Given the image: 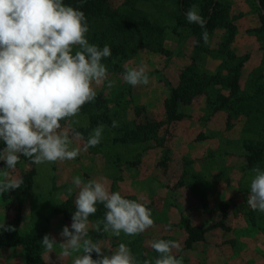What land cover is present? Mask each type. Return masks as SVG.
Instances as JSON below:
<instances>
[{
  "label": "rangeland",
  "instance_id": "1",
  "mask_svg": "<svg viewBox=\"0 0 264 264\" xmlns=\"http://www.w3.org/2000/svg\"><path fill=\"white\" fill-rule=\"evenodd\" d=\"M207 1L196 4L200 15V4ZM214 1L234 29L228 44V25L208 31L205 44L203 31L192 29L171 0H92L85 14L86 38L100 48L109 45L111 56L101 61L107 78L92 85L95 100L72 119L79 121L73 127L84 140L98 125H105L101 142L85 151L84 141L73 139L70 148H80V155L54 164L35 165L20 156L15 169L8 171L10 178L23 183L0 195V225L11 224L19 234L33 236L45 264H71L72 257L62 258L58 245L63 242L62 228L71 230L79 191L71 183L75 176L102 182L110 192L151 209L153 227L135 237H113L95 231L106 211L97 204L88 235L103 255L110 256L125 243L138 261L153 259L157 253L151 241L165 238L179 245L172 254L182 257L183 264H264V213L247 204L252 174L245 160L246 146L264 149V32L259 19L264 11L258 0ZM224 44L225 50L218 52ZM245 55L240 91L230 96L222 84L233 71L231 57ZM113 66L123 71H112ZM188 66L214 82L179 108V121H167V83L177 85ZM140 67L149 84L125 83V71ZM219 95L233 111H212ZM113 120L118 127H111ZM66 123L61 121L62 128ZM4 147L0 141V150ZM257 165L264 169V153ZM3 170L6 164L0 161ZM183 220L203 229L202 240L189 249H183ZM4 232L0 228V234ZM46 234L56 239L51 253L40 244ZM92 258L98 257L92 253ZM0 264H25L24 248L1 250Z\"/></svg>",
  "mask_w": 264,
  "mask_h": 264
},
{
  "label": "clouds",
  "instance_id": "2",
  "mask_svg": "<svg viewBox=\"0 0 264 264\" xmlns=\"http://www.w3.org/2000/svg\"><path fill=\"white\" fill-rule=\"evenodd\" d=\"M189 24L202 29L206 20L199 8L192 5L185 13ZM83 11L65 5L63 0H0V161L6 170L0 171V195L15 190L22 179H12L8 170H14L20 156L32 164H54L75 160L80 148H70L73 139L84 141V150L100 144L105 125L92 130L87 140L73 127L81 108L93 102L96 91L93 84L107 78V68L101 62L111 56L110 46L103 48L90 44ZM201 39L208 43V32ZM125 83L132 87L148 85L144 67L126 70ZM108 87L112 84L109 82ZM61 121H66L62 128ZM119 124L113 120L111 127ZM71 137V138H70ZM247 204L253 211L264 213V169L251 170ZM79 189L71 216V230L64 226L59 233L62 243L60 256L72 257L71 264H183V258L172 254L179 248L175 241H151L157 253L153 259L138 261L125 243H120L110 256L103 255L98 243L88 235L89 217L102 204L105 214L95 223L97 233L113 237H135L154 226L151 209L136 200L110 192L97 180L84 182L80 176L71 181ZM73 188L68 192L71 194ZM4 231H15L12 226L0 225ZM40 244L46 253L56 245L55 237L46 234ZM95 253L97 259L92 258ZM76 254V255H74Z\"/></svg>",
  "mask_w": 264,
  "mask_h": 264
},
{
  "label": "trees",
  "instance_id": "3",
  "mask_svg": "<svg viewBox=\"0 0 264 264\" xmlns=\"http://www.w3.org/2000/svg\"><path fill=\"white\" fill-rule=\"evenodd\" d=\"M172 4L179 10L182 15L189 10L192 5H196L200 0H171ZM259 8L261 11H264V0H258ZM92 0H71L66 3V5L73 8H77L80 11H83L84 14H87L92 7ZM201 5V16L207 21L205 27L202 29L197 24H189V26L194 30L209 31L213 30L215 27L226 29V25L229 26L228 38L225 37L224 41L228 44L233 36L234 29L230 27V24L225 20L226 13L224 9H220L219 5L214 0H208L204 5ZM259 19L262 23V32H264V13L259 14ZM226 26V27H225ZM223 41V42H224ZM225 50V44L221 46L218 52ZM234 61V68L232 73L225 79L223 88L230 92V96L237 95L240 91L238 84V76L240 74V68L243 62L248 58L247 55L243 57H231ZM196 69V68H195ZM112 71L122 72L121 68L117 66L112 67ZM214 79L206 78L204 75L196 72L193 68L186 67L181 71L179 81L177 85H170L167 83L168 88L170 89L169 99L166 104V119L167 121H179L182 118V115L178 113V110L181 106L189 105L191 103L192 97L207 88H209ZM232 98V97H231ZM230 99V98H228ZM258 97H254V101H257ZM218 102L212 108L214 113L224 111L229 113L234 110V106L231 107V104L222 95L218 96ZM239 101V99H238ZM246 163L247 166L252 169L255 166H258L257 163L261 161V155L264 153V149L261 146H246ZM256 163V164H254ZM224 208H222L223 210ZM182 225L186 234L184 239L183 249H189L194 244L202 240L203 229L199 226H193L189 220H183ZM7 226H12L8 224ZM13 227V226H12ZM165 239V238H161ZM17 247H23L25 253V264H45L40 255V247L33 236H24L19 234L16 229L15 231H5L4 234H0V251L7 249H14ZM137 260L139 256L136 254L135 257Z\"/></svg>",
  "mask_w": 264,
  "mask_h": 264
}]
</instances>
